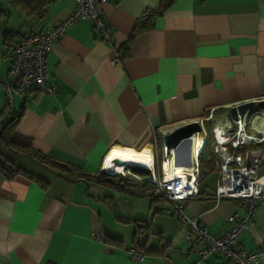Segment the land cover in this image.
I'll use <instances>...</instances> for the list:
<instances>
[{
    "label": "crops",
    "instance_id": "0c3cea01",
    "mask_svg": "<svg viewBox=\"0 0 264 264\" xmlns=\"http://www.w3.org/2000/svg\"><path fill=\"white\" fill-rule=\"evenodd\" d=\"M159 3L105 0L96 6L92 17L110 28L109 42L100 39L90 20L77 21L46 57L54 92L29 88L22 95L13 89L5 112L12 37L54 27L76 3L51 0L41 15L25 16L0 0V11L8 13L0 17V128L18 117L13 134L39 154L73 167L48 168L0 141V160L43 170L36 176L47 184L19 174L7 177L0 167V264L228 263L214 251L201 256L170 204L150 198L149 185L122 192L117 184L95 179L111 150L152 163V151L165 134L264 99V0H170L147 22L145 14ZM137 22L146 28L133 33ZM117 56L121 61L114 64ZM198 135L204 139L201 131ZM252 150L264 176V147ZM207 179L215 182L216 174ZM209 194L186 201L185 213L218 235L240 200L216 201ZM239 213L244 215L243 209ZM135 222H144L151 233L140 248L146 254L141 259L128 249ZM97 235L121 244L99 241ZM237 243L247 251L264 248V202Z\"/></svg>",
    "mask_w": 264,
    "mask_h": 264
},
{
    "label": "built area",
    "instance_id": "2783aa9c",
    "mask_svg": "<svg viewBox=\"0 0 264 264\" xmlns=\"http://www.w3.org/2000/svg\"><path fill=\"white\" fill-rule=\"evenodd\" d=\"M105 0H75V7L66 18L61 20L54 27L47 29L42 33H28L17 36L10 46V67L8 70V82L4 85L6 110L12 104V90L24 95L29 88H35L38 92L52 94L55 90L50 81L51 72L46 66V57L51 51L53 45L57 43L64 32L73 24L81 19L90 20L93 28L98 33L103 42H109L111 30L105 22L95 14V8ZM121 61L120 57H115L114 64ZM251 111H246L242 118L237 115L235 125L232 126L227 119L229 130L222 132V141H219L215 135L216 127H213L210 135L212 137L216 160L213 162V172L216 174L215 188L213 198L216 201L222 199L240 200V206L228 218V227L218 235L208 232L207 228L199 223L196 218L188 217L185 213V202L194 199L199 194L200 179V161L199 156L187 158L186 150H179L181 141L189 138L198 137L201 131L204 137L202 147L208 139V134L204 130V121H197L192 125L195 129L188 137L180 139L172 146L162 143L160 146V162L155 171V153L152 151L153 162L152 169L147 170L149 176H132L138 181H145L152 184L155 188V194L159 198L166 200L176 217L186 225V239L201 256L210 252H217L224 256L227 264H259V256L262 249L247 251L238 245V237L245 230L255 214L258 203L264 202V176L261 175V162L258 154L254 150H249V146L264 144V134L257 132V128L252 127L256 119ZM242 122V123H241ZM184 127V126H182ZM191 127V126H190ZM181 128V127H180ZM253 131L249 134L247 129ZM178 129V128H176ZM174 129V130H176ZM172 132V131H171ZM201 149L202 151L204 150ZM175 151V159L182 163L181 172L183 176L165 180L162 174V162L166 155ZM157 163V158H156ZM115 167L111 162L105 167V158L101 163L100 172L111 175V168ZM128 172V173H127ZM115 172L122 176L130 175ZM243 209L244 215L239 213ZM97 240L102 241L101 235L96 236ZM199 243L203 246L200 248ZM129 253L136 259L142 256L134 249L130 248Z\"/></svg>",
    "mask_w": 264,
    "mask_h": 264
},
{
    "label": "trees",
    "instance_id": "16d2710c",
    "mask_svg": "<svg viewBox=\"0 0 264 264\" xmlns=\"http://www.w3.org/2000/svg\"><path fill=\"white\" fill-rule=\"evenodd\" d=\"M11 7L18 8L19 11H21L25 16H39L41 15L42 11L45 9V7L50 4L51 0H5ZM170 5V0H160L159 3V8L157 10H152L148 11L145 14V20L147 22L152 19L156 15H160L165 9H167ZM8 13L5 11H0V17H3L7 15ZM141 22H137L133 29V33L138 32L140 30H143L146 28L144 25H139ZM7 34H5L6 36ZM20 35L19 33L15 34L14 37H12V40L10 42V45L14 38L16 36ZM19 118L18 117H12L9 121L4 123V125L0 128V141L5 144L6 146L10 147L11 149L17 151V152H22L30 157L36 159L37 161L41 162L44 166L48 168H57V169H62L66 170L69 169L72 171L73 167L71 165H66L62 163H58L55 161L50 160L47 156H44L42 154H39L38 152L34 151L31 148L30 143H24V141H21L18 136L12 133L14 132L16 124L18 123ZM195 128L191 126L186 133H191ZM12 133V134H11ZM258 147L262 146L264 147V144H259L257 145ZM250 147V146H249ZM203 154V153H202ZM200 154L199 156V161H200V185H199V194L197 198H207L210 196L209 193H211V196L214 193L213 191H209V188H211V184L209 183L210 181L207 179L210 175H213V162H214V157L212 154L208 153L206 156ZM1 155V154H0ZM0 167L3 172L6 173L7 177H12L14 175H23L27 177L28 179L34 180L38 183H40L43 187H45L47 184L44 183L39 177L36 175L26 171L23 168L16 167L14 166L11 162L8 160H0ZM88 176L87 174H85ZM95 179L98 180H106L112 184H117L120 186V189L122 192H124V188H131L135 191H137L135 188L137 186H141L142 188L145 187L146 185H149V187L152 188L151 193L149 194L150 198L152 200H158L159 196L155 194V188L152 184L147 183L145 181H138L134 178L126 177V176H120L118 174H112V175H107L101 172L98 176L95 177ZM151 233L149 232L148 226L144 222H140L137 224L135 222V229L133 232L132 236V241L131 245L128 247V249L132 248L134 249L137 253H139L142 257L146 256V254L141 250L140 248L143 247L144 243H146L148 236ZM158 237L159 240L161 238V234L159 232L155 233ZM102 241L105 243H108L110 245H119L121 244V241L112 239L109 236H102L101 235ZM148 254L153 253L152 251L146 252Z\"/></svg>",
    "mask_w": 264,
    "mask_h": 264
},
{
    "label": "bare ground",
    "instance_id": "6f19581e",
    "mask_svg": "<svg viewBox=\"0 0 264 264\" xmlns=\"http://www.w3.org/2000/svg\"><path fill=\"white\" fill-rule=\"evenodd\" d=\"M242 123V122H241ZM257 132L261 131V128L256 129ZM222 129L220 127H217L215 130V135L216 138L219 141H222ZM204 139L201 138H197L194 137L189 138L188 140L186 139V141H181L180 143V147H179V152H182L181 148H184L186 150V156L187 158L193 157V156H199L201 153V149H203V147L201 146L203 143ZM188 152V154H187ZM152 161H153V156H151ZM175 151L173 153V151L171 152V156L168 158V155H166L163 159L162 162V174H163V178L165 180H170L173 178H176L177 176H183L182 172H181V168H182V163H179L176 161L175 159ZM114 159H118L121 161L120 164H118L117 166H115V170L116 172L120 173L123 172L124 170H128L129 167H138V168H143L146 170L152 169V163H146L140 160H136L133 156L127 154V153H123L120 151H116V150H111L105 157V167H108V164L110 162H112V160Z\"/></svg>",
    "mask_w": 264,
    "mask_h": 264
},
{
    "label": "rangeland",
    "instance_id": "374dc122",
    "mask_svg": "<svg viewBox=\"0 0 264 264\" xmlns=\"http://www.w3.org/2000/svg\"><path fill=\"white\" fill-rule=\"evenodd\" d=\"M15 13L12 14V18H11V23L14 25L16 20H15ZM14 15V16H13ZM251 115L252 116H255V120L253 121L252 123V127L254 128H261V133L264 134V99H262L261 101H258L257 103H255V107L253 109H251ZM204 123V126H205V129H206V132L208 134V139L206 141V144H205V148L203 150V154L204 156H206L207 152L212 154L213 157H214V161L216 160V155L214 154L213 152V149H214V145H213V141H212V137L210 135V132L212 130L213 127H220L222 129V132L225 133L229 130V127H228V123H227V117H226V113L224 115V117H221L220 114L218 115H214L212 116L210 119L207 118L206 121L203 122ZM216 130V129H215ZM247 133L251 134L253 133L252 130L247 129L246 130ZM254 147H257V145H252L249 147V150H252V148ZM160 146L158 147V149H156L155 151H153L155 153V171L156 173L159 172L160 173V169H158V161L160 162ZM156 158H157V163H156ZM27 168L26 171L34 174V175H38L40 173H43L44 171L43 170H38L36 168H34L33 166H31L30 164L28 165V167H25ZM129 171V174L130 175H127L126 177H130V178H133L132 176H140V177H145V176H149V173H147V171H138L137 169H134V168H130L128 169ZM47 172V171H45ZM127 170H124L122 173L126 174ZM47 173H50V172H47ZM45 174V178L46 179H51L52 177L48 174ZM128 173V172H127ZM105 174V173H104ZM116 174V173H115ZM120 175V174H118ZM122 176V175H120ZM148 183V182H147ZM211 184V188H209V191H213L214 190V187H215V182H209ZM177 218V217H176Z\"/></svg>",
    "mask_w": 264,
    "mask_h": 264
},
{
    "label": "water",
    "instance_id": "95a60500",
    "mask_svg": "<svg viewBox=\"0 0 264 264\" xmlns=\"http://www.w3.org/2000/svg\"><path fill=\"white\" fill-rule=\"evenodd\" d=\"M254 107H255V102H253V101H246V102L236 104L235 106H231L228 108L227 113H226V117H227L228 121L230 122V124L232 126H234L235 121L237 119V115H239L240 118H242L243 115L246 113V111H251V109H253ZM189 128H190V126H184V127L178 128L176 130H173L172 132L165 134L163 136V143L167 146H172L175 143H177L180 139L188 137L190 135V133H186V131ZM187 154H188V152H187ZM111 163L114 166H117L118 164L121 163V161L118 159H114V160H112ZM130 168L137 169L138 171H147L146 169L138 168V167H130ZM111 172H113L112 174H115V172H116L115 167L111 168Z\"/></svg>",
    "mask_w": 264,
    "mask_h": 264
}]
</instances>
